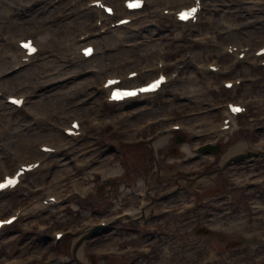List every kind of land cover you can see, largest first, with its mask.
<instances>
[{"label": "rangeland", "instance_id": "374dc122", "mask_svg": "<svg viewBox=\"0 0 264 264\" xmlns=\"http://www.w3.org/2000/svg\"><path fill=\"white\" fill-rule=\"evenodd\" d=\"M32 0H0V4H6L8 10L5 11L3 6H0V73H4L7 69L6 67L10 64L11 57L8 54L11 53L13 47V40L24 37H32L34 40L39 37H48V40L43 41L41 43L44 45L40 51V58L38 57V62L34 65L28 66L27 74H19L20 79L18 81H13L10 84L9 88H12L14 94H24L29 93V95L37 96L35 101L26 102L24 107L18 109L16 111H20L21 113H14L13 119L18 118V115L24 117V120L27 119L26 112H39L42 111L45 113L44 119L41 122L40 128L45 132H49L54 137V140H46L45 142L55 145L54 142L58 143L61 140V134L58 132L55 133L57 128H60L66 125L69 121L68 115L60 117L61 114H58L56 111L60 109L62 104V100L56 98V93H51L50 99H43L44 96L39 97L42 91L37 92L38 88L31 87V83L35 79H40L45 76H52L54 74L62 73L68 71V64H71L72 61L70 57L75 54L76 48L75 44L69 45L70 41H74V43H80L76 41L78 34L85 32L91 33L96 30L98 27L103 26L101 23L99 26H96L94 20L96 18L95 13L90 9L83 10L88 0H42L41 2H37L31 6H27ZM105 2H118L119 0H103ZM121 1V0H120ZM154 0H148V5H152ZM248 0H202L203 12H205V17H207V21H221V18L224 17V20H228V16L223 12L224 9H227L231 14V18L236 22H243L244 24H251L246 21V19H257L254 17L256 13L261 11L262 18L264 19V0H255L253 3H244ZM253 1V0H250ZM222 4H230V8L222 7ZM225 5V6H226ZM173 7H176L173 5ZM52 9L51 12L46 13L47 10ZM149 9V8H148ZM36 11V16L25 22L24 25H16L13 23L17 17H22L26 20V14L28 15L30 12ZM212 13V18L211 14ZM254 17V18H251ZM114 18L110 19L113 20ZM155 22V29L153 31V36L158 35L160 39L164 40V44H157V47H160V52L153 51L152 55L162 56L165 53L172 54L175 50L178 52H184L186 50L185 45L179 44V41H174L173 37L176 35L180 36L178 33V26L167 18H163L157 14V16L153 17ZM109 21V20H108ZM206 21V20H205ZM135 26V21H134ZM219 27L221 29L223 27L222 23L219 25L212 24L209 28L211 31H215L216 28ZM253 27V25L251 26ZM110 30L107 29L106 33H101L100 35H108L110 34ZM124 32L130 33V30L126 28ZM133 35V34H130ZM106 37V36H105ZM40 41V39H39ZM86 41H91L95 45L97 42L91 39H87ZM132 43V42H131ZM129 43V44H131ZM103 44L110 48L111 46H107L106 42L103 41ZM136 45V44H135ZM11 46V47H10ZM130 46V45H129ZM258 46V44L253 45V48ZM195 49L200 51L203 54V59H207L213 53L214 46H208V48H202L195 46ZM210 48V51H209ZM112 51V50H111ZM110 51V52H111ZM98 54H100L98 50ZM74 63H77L75 59ZM13 64V60L11 59V64ZM124 73V72H123ZM156 74V73H155ZM154 74V75H155ZM26 75L29 76V81L26 79ZM23 80L26 81V87L23 85ZM75 81H81L80 84L84 85L83 82L85 78L83 76L78 75ZM264 83V80L258 81L255 85H249L245 89V94H255L261 93L259 91L260 86ZM2 85V84H0ZM74 85V83H72ZM98 85V84H96ZM74 87V86H72ZM180 88V86H178ZM7 86L5 82L3 83V87L0 88V92L5 96L7 94ZM72 90V88H71ZM165 97L162 101H168V94H170V89L168 88L165 91ZM47 95H50L47 93ZM3 96H0V158L7 163L8 168L6 170L7 173H11L15 167V158L14 149L17 145L20 144L23 140L20 141L19 138H10L9 133L13 130V121L8 120L9 116L7 114L8 110L5 109L3 104ZM77 98L72 95L65 102V107L67 105L74 103ZM104 103V96L101 95V104ZM167 103V102H166ZM146 106V105H145ZM152 106H155L152 104ZM106 106L105 104L101 105L100 112L103 114L109 115L112 117L119 113H124L127 116L122 120H117L116 124H109L108 126L113 129H120L119 136L123 137V139H131L133 134L130 132H134L133 129L135 125L138 124V121H134L135 119V106ZM161 111L162 113L168 111L163 106V109L158 108L157 112ZM175 111V109L173 110ZM142 112V111H140ZM91 113L90 109L80 110L77 112L75 117L83 118L84 124L88 122ZM48 115L50 116L49 118ZM70 118L72 116H69ZM106 117H102L99 120H103ZM86 121V122H85ZM85 127L86 133H95L96 130H101L103 128H90ZM22 126L20 127V129ZM32 128V127H31ZM37 130V129H35ZM51 131V132H50ZM64 140H62L63 142ZM42 141L36 140L31 143L35 150V156L28 157H45V154L36 153V146ZM108 145L111 143L108 141ZM32 145L28 148L31 149ZM167 146V145H166ZM21 147H23V143H21ZM165 147V146H164ZM164 147L157 148L160 153H163L166 149H162ZM106 149H109L107 147ZM122 157L118 158L114 156L116 153L111 152L107 153L108 157L110 155L114 156V159H120V164L123 167V174L119 177H116L113 174L110 175L108 179L102 180L101 182L96 179L97 183L100 185L101 190L98 194H91L87 196L89 199L99 198L101 200L100 204L92 205V208L98 207L100 211L110 210L111 207L114 206V201L112 199L121 196L123 191L130 189L131 191L138 186L137 179H142L144 185H147V178L155 173V170L150 168L152 166L151 163H148L145 158V154L143 150H136L133 147L125 146L122 148ZM170 154V153H169ZM150 157V153L148 154ZM181 157L178 156L177 159ZM26 158V160H31ZM113 159V160H114ZM166 159H173V156L167 155L164 159H155V163L159 166L161 170L166 171V165L169 164L175 168L176 164L165 162ZM110 160V158H109ZM159 160L161 161L159 163ZM107 161V160H106ZM142 165H147L148 168H142ZM53 166H57V160H53ZM154 166V165H153ZM216 165L210 164L208 167H204L201 171L200 175L203 177H207L205 182H199L196 186L197 190H200L202 194H210L212 191L216 189H221L222 184L224 185L226 182V176L229 172L225 173H216L215 176H206V173L212 171ZM53 175L52 171L39 175V177H44L45 182L48 181V178ZM2 176V172H0V178ZM31 176V177H30ZM53 177V176H52ZM211 177V178H210ZM27 178V179H26ZM32 178V182L30 183L29 179ZM34 173L30 174L29 177H25L21 183L17 186L16 189L7 192L3 196V203L6 205L8 210L0 212V216L4 217L10 214L16 206L20 205L17 208H21L22 212H25L28 209V206L42 195H39V191H34L37 187H42L41 181H37L35 183ZM39 183V184H37ZM216 183V184H215ZM220 184V185H219ZM155 191H158L157 187H153ZM106 190H111V192L104 198L103 195L106 193ZM47 194V193H46ZM45 196V195H43ZM100 197L102 199H100ZM134 197V198H133ZM137 194L130 193L123 197L122 208H135L137 205ZM125 200V201H124ZM149 201V200H147ZM84 204H88L86 202H82ZM82 203H78L80 208H82ZM113 203V204H112ZM181 202L177 203L172 207V210L164 215H158L156 218H151L147 225L145 226H135L133 224H126L127 222H122L120 224L116 223L113 225V228H110L108 231H105L103 235L97 240L93 241V244H87L85 254L87 258L89 257L90 252H94L97 250L102 253L104 258H98L95 254H90L92 256L93 263L102 262L101 264H204V262L210 261L207 260V256L210 255V252H207L205 249L207 247L212 246H220L221 240H225L227 243L229 239L223 236L217 237L216 235H208V236H196L192 224L195 220L196 225L204 223L206 219H208L212 213V209H206L202 213L199 214H187L184 216H178L175 213L176 207ZM75 204V203H74ZM75 204V205H77ZM169 204V203H167ZM163 202L155 205L156 207L163 206ZM219 208L223 209L222 206ZM113 209V208H112ZM67 212H71L70 207H67ZM34 213V212H29ZM72 213V212H71ZM220 215V214H217ZM24 214L22 218L14 223L9 229L24 231V229L29 228L32 224L35 223L33 221H24ZM23 219V220H22ZM153 226V232H150L151 227ZM176 230H181L184 232L183 238L176 234ZM7 238V244H11L10 249L8 250V255L18 254L21 249L18 248V241L13 242V238L9 240ZM196 245H199L197 247ZM142 247H149L150 249H140ZM4 249H8L6 244L0 243V253L4 251ZM103 250L108 251L107 254L103 253ZM111 251V252H110ZM207 252V253H206ZM95 256V257H94ZM216 264V263H214ZM222 264H264V249L261 250H247V252L232 254L225 262Z\"/></svg>", "mask_w": 264, "mask_h": 264}, {"label": "bare ground", "instance_id": "6f19581e", "mask_svg": "<svg viewBox=\"0 0 264 264\" xmlns=\"http://www.w3.org/2000/svg\"><path fill=\"white\" fill-rule=\"evenodd\" d=\"M91 1H94V0H90V2ZM179 1H182V0H179ZM225 5L226 4H222V7L225 8ZM0 6H3L5 8V11L8 10L6 4L2 3V4H0ZM51 11H52V9H49V10L46 11V13L51 12ZM210 15H211V18H212L213 17L212 13ZM35 16H36V11H32L28 15L26 14V20L23 21L24 18L17 17L14 20L13 23H16V25L21 26V25H24L25 22H27L28 20H30L31 18H33ZM204 17H205V15H204ZM212 24H214V26H215V24H216L215 21L212 22L211 24H205V25L204 24H198L197 25V31L195 33H199L201 29L209 28ZM202 25H204V26H202ZM257 28H258V30H261V29L264 28V26L263 25H258ZM153 31H154V27H153V23H152L150 26H147L142 31V33L133 34L132 36L126 35L122 30L117 32L115 37H112L111 41H110V44L114 45V49L111 52L105 54L106 55V60H105L106 63H108V64H117V63H120V62H130L131 59H135L136 58L138 60L139 57H142V58H144L147 61L152 59V58H150L148 56V54L151 53L152 51L156 50V48H157V44L156 43H158L157 38H155L152 35ZM195 33H193V34L195 35ZM185 36H188V35H185ZM185 39L188 40V37H186ZM18 40H22V39H18ZM128 42H135L136 45L132 46V47H128L127 46ZM88 44L89 43L83 44L82 46H80V48L83 47V46H86ZM19 51H21L23 53V51L21 49H19ZM38 52H39V49H38ZM37 53H35L33 56H36ZM93 55L94 54L90 55L87 59H91L92 60L93 59L92 58ZM101 62L99 60L100 65H102ZM139 69H144V72L141 73V74H138V73H140ZM139 69H135V65L133 64V65H126L124 68H122V70H125V73L122 74V75L113 73L111 71H106L103 74L102 80L100 82V90H101V92L102 93L104 92L105 96H107V94H108V90L110 89V87L103 88V86H102V83L104 82V80L107 77H109V78H112V77H115V76L124 77L130 71H136L137 72V76L138 75H143V74H147V71L149 70V67H148V65H145V66H143L142 68H139ZM17 71L18 72H15L14 74L9 76L8 78L7 77L4 78L3 75H0V82H5V85L9 87L10 84H8V83L13 82V81H18L20 79L19 74H27V72L29 70L27 68H25V69H23V71H19V70H17ZM78 72H80L79 68L75 67L72 71H67L65 73H60L59 75L55 76V78H54L55 82L53 83V85H49V82L46 83L45 81H41V83H43V82L46 83V86H53V87H51V90H49L47 93H49L51 91H53V92H60V91L63 92V94H61V95H54V96H56V98L62 97V99H61L62 100V104H61V107H59L60 109L58 111V114H61L60 117L68 115V118L71 119L70 121L73 120L72 118H74L76 116L78 111L85 110L88 105H93L94 106L96 101H98L100 95L102 94V93H98V91L94 92L93 89L92 90H88V87L90 85H92V84H90L91 82L89 80V77H87L85 79L86 80V84L85 85H80L77 82H71L72 80H69L67 82V79H68L67 75H70L71 73H78ZM26 79L29 81V76L26 75ZM134 79H135V77L131 78V80H133V81H134ZM23 81H25V80H23ZM184 81L186 82L187 86L191 85V84H194L193 83L194 81L192 79H190L189 76H186L184 78ZM32 83H33V85H36L35 81H33ZM72 83H74V85H72ZM72 86H75L76 88H74V90L72 92L66 93V92L69 91V88H71ZM92 87H94V86L92 85ZM261 92H264V89H261ZM82 94H84L86 96L89 95V94H92V95L89 96L85 101L84 100L81 101L82 98L86 97V96H82ZM98 94H99V96H98ZM71 95L73 97L77 98V100H75L76 102L74 101L75 103L69 104V105H67V107H65V102L67 101V99ZM7 96H14V95L13 94H8ZM42 96L50 97L52 95H47L44 92H41L39 97H42ZM33 101H35V99ZM78 101H81V102H78ZM123 101H125V100H123ZM59 102H60V100H59ZM71 115H72V117L70 118L69 116H71ZM136 116L137 117H136V119H134V121L135 120L139 121L142 118L146 119V118L149 117L146 114L145 115L139 114V115H136ZM8 120L10 122H11V120L13 121V130L10 131L9 137L10 138H19L20 141L23 140L14 149V154H17L19 157H23L26 153H28L27 150L32 145L31 143L35 142L36 140L45 141L46 139H50L51 136H52L51 133L45 132L44 130H41V129H38V128H25V127H22L20 129L21 124H23V122H24L23 119H13L12 116H9ZM194 120H196V119H194ZM35 129H37V130H35ZM21 143H23V147H21ZM156 144L157 143H155V145ZM40 145H49V146H51L50 144H48L46 142H41L39 144V146ZM185 146H186V144L182 145L181 147H185ZM242 149H243V144H238L235 147H233L228 152V154H235L236 151L242 150ZM35 160L36 159H32V160H29V161H22V159L19 160V161L17 160L16 166H15L13 171H15L20 164H27V163L33 162ZM62 163L64 164L65 161L62 160ZM0 169L5 170L4 160H2L1 158H0ZM57 169L54 172H56ZM65 170H67V169L65 168ZM113 171H120V168L119 167L111 168L110 172H113ZM5 174H7V173H5L3 171V175H5ZM205 178H207V177H202L200 180L204 181ZM140 185H141V183H139V186ZM141 188L142 187H140L138 190H141ZM3 196H4V194H0V208L6 206L3 203ZM49 196H52V195L48 194L47 197H49ZM77 256L79 258L78 259L79 261L83 262L84 264H87L86 258L83 257L82 254H81V249H79V251L77 253Z\"/></svg>", "mask_w": 264, "mask_h": 264}, {"label": "flooded vegetation", "instance_id": "af4514ba", "mask_svg": "<svg viewBox=\"0 0 264 264\" xmlns=\"http://www.w3.org/2000/svg\"><path fill=\"white\" fill-rule=\"evenodd\" d=\"M140 145H142V144H140ZM144 145L147 146V144H144ZM145 152L147 155L149 153L151 155V150L147 149ZM148 163H151V157H149V156H148ZM23 241L28 243V246L26 249H31V246L33 244L32 237L26 236V237H24ZM51 249H56L59 252L69 254L71 252V238L64 240L61 243V245L56 244V245L52 246ZM83 249H86V244L84 245ZM28 264H45V263H43V262H30ZM63 264H75V263L74 262H65Z\"/></svg>", "mask_w": 264, "mask_h": 264}, {"label": "snow or ice", "instance_id": "6c2138e0", "mask_svg": "<svg viewBox=\"0 0 264 264\" xmlns=\"http://www.w3.org/2000/svg\"><path fill=\"white\" fill-rule=\"evenodd\" d=\"M136 6H139L138 3H135V4H134V3H132L131 0H130V2H129V7H136ZM193 11H194V10H193ZM181 15H184V14H181ZM25 46L28 47V45H25ZM157 83H159V82H157ZM8 183L11 184V183H14V181L9 180ZM0 187H4V185H0Z\"/></svg>", "mask_w": 264, "mask_h": 264}, {"label": "water", "instance_id": "95a60500", "mask_svg": "<svg viewBox=\"0 0 264 264\" xmlns=\"http://www.w3.org/2000/svg\"><path fill=\"white\" fill-rule=\"evenodd\" d=\"M96 230V229H95Z\"/></svg>", "mask_w": 264, "mask_h": 264}]
</instances>
